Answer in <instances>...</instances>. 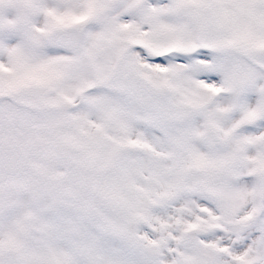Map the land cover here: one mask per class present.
<instances>
[{"label":"snow or ice","instance_id":"6c2138e0","mask_svg":"<svg viewBox=\"0 0 264 264\" xmlns=\"http://www.w3.org/2000/svg\"><path fill=\"white\" fill-rule=\"evenodd\" d=\"M0 264H264V0H0Z\"/></svg>","mask_w":264,"mask_h":264}]
</instances>
